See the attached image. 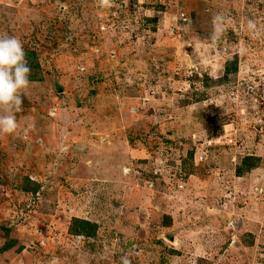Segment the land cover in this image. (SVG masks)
<instances>
[{"label":"rangeland","instance_id":"obj_1","mask_svg":"<svg viewBox=\"0 0 264 264\" xmlns=\"http://www.w3.org/2000/svg\"><path fill=\"white\" fill-rule=\"evenodd\" d=\"M5 35L0 264H264V0H0Z\"/></svg>","mask_w":264,"mask_h":264},{"label":"clouds","instance_id":"obj_2","mask_svg":"<svg viewBox=\"0 0 264 264\" xmlns=\"http://www.w3.org/2000/svg\"><path fill=\"white\" fill-rule=\"evenodd\" d=\"M111 6V0H101ZM250 26H254L249 22ZM22 42L14 36L0 37V134H15L20 127L15 113L22 111L30 86L31 68ZM123 264H131L127 257Z\"/></svg>","mask_w":264,"mask_h":264},{"label":"trees","instance_id":"obj_3","mask_svg":"<svg viewBox=\"0 0 264 264\" xmlns=\"http://www.w3.org/2000/svg\"><path fill=\"white\" fill-rule=\"evenodd\" d=\"M34 55L36 54L31 52L27 55V58L32 59L34 58ZM247 159H251V158H247ZM74 224L80 227V232H79L80 234L93 235V232L97 228L96 224L92 223L91 221L80 218H76L74 220ZM11 246H13V244H7L6 246H4L2 250H7Z\"/></svg>","mask_w":264,"mask_h":264}]
</instances>
